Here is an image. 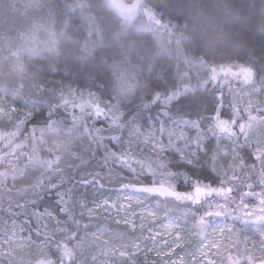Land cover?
I'll list each match as a JSON object with an SVG mask.
<instances>
[{
    "label": "clouds",
    "instance_id": "obj_1",
    "mask_svg": "<svg viewBox=\"0 0 264 264\" xmlns=\"http://www.w3.org/2000/svg\"><path fill=\"white\" fill-rule=\"evenodd\" d=\"M0 264H264V0H0Z\"/></svg>",
    "mask_w": 264,
    "mask_h": 264
}]
</instances>
